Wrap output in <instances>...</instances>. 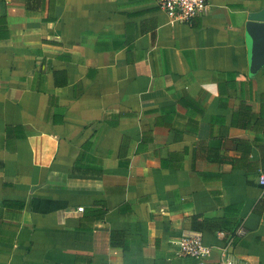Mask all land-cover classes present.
<instances>
[{
    "label": "crops",
    "instance_id": "obj_1",
    "mask_svg": "<svg viewBox=\"0 0 264 264\" xmlns=\"http://www.w3.org/2000/svg\"><path fill=\"white\" fill-rule=\"evenodd\" d=\"M263 7L0 0V264H198L187 232L264 264Z\"/></svg>",
    "mask_w": 264,
    "mask_h": 264
},
{
    "label": "built area",
    "instance_id": "obj_2",
    "mask_svg": "<svg viewBox=\"0 0 264 264\" xmlns=\"http://www.w3.org/2000/svg\"><path fill=\"white\" fill-rule=\"evenodd\" d=\"M156 7L166 14L171 24L189 23L195 17L203 14L208 8V0H155ZM259 184L264 188V172L259 173ZM82 211V209H79ZM241 234L238 232L236 235ZM177 255L185 259H193L198 264H211L213 249L202 243L199 233H183L176 242ZM232 247V241L219 250L218 258L213 264H245L230 258L228 250ZM211 261V260H210Z\"/></svg>",
    "mask_w": 264,
    "mask_h": 264
},
{
    "label": "water",
    "instance_id": "obj_3",
    "mask_svg": "<svg viewBox=\"0 0 264 264\" xmlns=\"http://www.w3.org/2000/svg\"><path fill=\"white\" fill-rule=\"evenodd\" d=\"M245 29L249 76L253 77L264 68V7L247 14Z\"/></svg>",
    "mask_w": 264,
    "mask_h": 264
}]
</instances>
